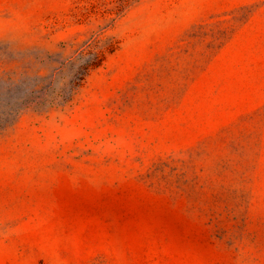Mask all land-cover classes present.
Segmentation results:
<instances>
[{
	"label": "rangeland",
	"instance_id": "374dc122",
	"mask_svg": "<svg viewBox=\"0 0 264 264\" xmlns=\"http://www.w3.org/2000/svg\"><path fill=\"white\" fill-rule=\"evenodd\" d=\"M0 264H264V0H0Z\"/></svg>",
	"mask_w": 264,
	"mask_h": 264
}]
</instances>
